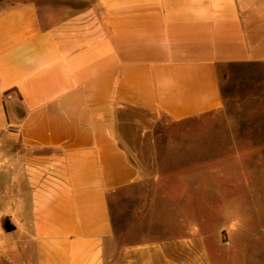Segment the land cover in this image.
<instances>
[{"label":"crops","instance_id":"crops-1","mask_svg":"<svg viewBox=\"0 0 264 264\" xmlns=\"http://www.w3.org/2000/svg\"><path fill=\"white\" fill-rule=\"evenodd\" d=\"M50 1L0 5V264H206L200 223L184 217L176 240L116 242L109 196L144 177L120 122L219 109V66L264 63V0ZM205 192L159 175L151 202Z\"/></svg>","mask_w":264,"mask_h":264},{"label":"rangeland","instance_id":"rangeland-1","mask_svg":"<svg viewBox=\"0 0 264 264\" xmlns=\"http://www.w3.org/2000/svg\"><path fill=\"white\" fill-rule=\"evenodd\" d=\"M20 1L0 0V5ZM50 2L60 12L90 5L89 0ZM218 74L224 103L217 110L183 121L159 111L129 110L122 116L123 142L144 177L109 196L119 245L176 240L184 232V217L200 223L206 264H264V63L222 64ZM198 133L209 135L198 138ZM200 164L205 169L194 170ZM225 166L232 170H221ZM179 173L195 188L203 184L206 200L162 203L158 210L151 198L159 175ZM185 206L196 214L183 215Z\"/></svg>","mask_w":264,"mask_h":264},{"label":"water","instance_id":"water-1","mask_svg":"<svg viewBox=\"0 0 264 264\" xmlns=\"http://www.w3.org/2000/svg\"><path fill=\"white\" fill-rule=\"evenodd\" d=\"M12 229H13V228L10 227V226L7 227V230H8V231H11Z\"/></svg>","mask_w":264,"mask_h":264},{"label":"built area","instance_id":"built-area-1","mask_svg":"<svg viewBox=\"0 0 264 264\" xmlns=\"http://www.w3.org/2000/svg\"><path fill=\"white\" fill-rule=\"evenodd\" d=\"M8 131V129L5 130V132Z\"/></svg>","mask_w":264,"mask_h":264}]
</instances>
